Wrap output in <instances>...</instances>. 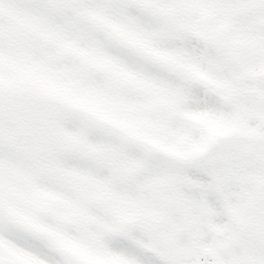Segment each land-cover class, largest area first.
<instances>
[{
  "label": "snow or ice",
  "instance_id": "obj_1",
  "mask_svg": "<svg viewBox=\"0 0 264 264\" xmlns=\"http://www.w3.org/2000/svg\"><path fill=\"white\" fill-rule=\"evenodd\" d=\"M0 264H264V0H0Z\"/></svg>",
  "mask_w": 264,
  "mask_h": 264
}]
</instances>
